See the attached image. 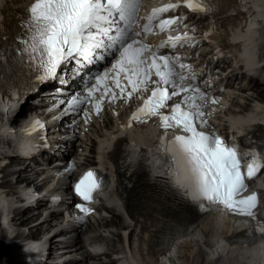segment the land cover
<instances>
[{"label":"snow or ice","instance_id":"6c2138e0","mask_svg":"<svg viewBox=\"0 0 264 264\" xmlns=\"http://www.w3.org/2000/svg\"><path fill=\"white\" fill-rule=\"evenodd\" d=\"M183 3L193 13L207 15L214 11L211 0H183ZM141 6L142 0H34L26 9L20 25L23 34L15 38L11 60L8 50L0 48V74L11 63L28 65L43 82L57 79L61 67L69 63L75 66L78 74L97 60L113 56L112 68L119 69L117 77L123 73L131 87L127 93L129 99L134 93L148 92L149 83L154 85L151 95L143 99V105L133 113L131 121L146 125L156 118L163 130L154 148L141 152L137 145H130L134 155L125 157L130 171L135 170L133 165L136 168L143 166L165 179L170 189L200 207L226 210L232 215L250 218L264 237V192L245 195L249 187L246 180L258 178L264 169V151L249 148L252 155L245 159L240 145L229 144L214 133L200 130L208 127L203 110L205 93L197 87L184 86L186 79L196 78L195 73L190 66L180 62L178 55L160 52L166 47L175 48L181 40L192 37L187 34L169 36L152 52L151 62L145 58V53L152 51L151 46L138 39L141 33L152 34L154 27H159L161 32L170 28L179 17H160L178 8L179 4L154 8L151 15L145 17L141 31L136 32L134 28L140 19ZM184 69H188L191 77L183 74ZM153 74L158 79L152 80ZM107 77V71L89 77L85 86L86 100L100 90L101 82ZM60 83L67 81L60 80ZM115 83L121 87L119 78ZM104 87V95H107V86ZM123 93L121 87V98ZM181 93L184 95L180 103L174 104L170 112L162 111L167 110L169 100ZM112 98L116 99L115 93ZM83 103L85 101L73 94L67 101L65 113L77 111ZM96 107L99 112V102ZM42 128L41 121H35L32 126V130ZM243 164L247 165L246 172L241 170ZM108 186L109 182L102 174L88 170L74 185V192L83 201L91 203ZM76 207L85 213L92 211L85 204Z\"/></svg>","mask_w":264,"mask_h":264},{"label":"bare ground","instance_id":"6f19581e","mask_svg":"<svg viewBox=\"0 0 264 264\" xmlns=\"http://www.w3.org/2000/svg\"><path fill=\"white\" fill-rule=\"evenodd\" d=\"M260 1H264V0H260ZM258 3H259V0H237L236 8L238 10V13L242 17V25L241 26L247 25V27H246L247 33L236 32V34H234L232 37L233 41H236V40L241 39V38H246V37H255L257 34H259V31L257 30V28L264 26L263 23L260 21L261 19L264 18V13L260 12L259 10L264 9V3L263 4H258ZM0 17H1L0 18V32H2L3 30H5L6 28L9 27L10 22H9V16H7L5 13H2V15H0ZM259 18H261V19H259ZM228 24H229V22H228ZM253 29H256V31H252ZM259 63H260V61L256 62V64H259ZM0 97H1V94H0ZM7 108H8L7 102H5L4 100H2L0 98V120L2 122V125L0 126V144H2V143L4 144V145H2V147L0 146V148L3 150L5 148H7L5 146V144L6 143L9 144L8 140L10 138L14 139L16 136V137H18L17 141H21V138L18 134H16L17 133L16 131L10 132L11 130H15L14 127H16L18 125L20 120H19V118L17 119V117L11 115L10 114L11 112H9V110H7ZM256 108L258 111L260 109H263L264 106H262L261 104H258L256 106ZM3 109H5L6 111L5 110L2 111ZM19 116L21 117V115H19ZM106 117H108V120L106 118L107 121L105 122L108 126V128L105 129V132H107L106 133L107 135L97 133V136H95L96 140L99 138H104L105 136L111 135V133L108 134V131H111L113 129V123L114 122L112 121L111 115H107ZM18 159L19 158H17L16 160L18 161ZM13 163H17V162L14 161ZM0 164L3 165L2 162ZM1 165H0V168L2 167ZM13 167L14 166H11V168H13ZM7 168H9V167H7ZM6 177H7V175H6ZM1 178H2V176H1ZM26 197L28 198V196H26ZM15 198H16V195L14 194L13 191L11 192L9 188L6 189L0 185V203L7 205V208L5 209L6 211L4 212V216H5V219L7 221H11V223L9 225H8V222H4V220H3V223H5V227H7L6 230L12 231L13 234H15V229H17V228L18 229L19 228H28L30 226L31 222L35 218L34 215L29 214V213L27 216H25V214L27 213V212H25V214L23 215V219H20L19 213L17 212L18 210L15 207H13V201ZM14 214H16V215H14ZM108 224H110V223L108 222ZM112 224H115L116 227L119 224L121 227H124V221L119 223L118 225L115 222H112ZM212 225H213V223L210 222V223L206 224L205 226H203V228H201V230H200V231H202V233L200 232V235H202V234L204 235L205 232H208V234L210 233V236H208V240H206V244L204 245L205 249L202 248V245L201 246L197 245V243L199 241H196V239L194 238V239H189V240L185 241V243L182 246H180V248H178L176 252L179 254V250L184 249L186 252L185 260H188V261L192 260V264H200L201 257H203L207 254L206 249H208L210 247L212 240L217 236V232L212 230V228H213ZM45 226H47V224H40V225H38V227H32L30 229V231L32 234L38 236L44 232V230H43V232L41 231L42 230L41 228L45 227ZM8 233L10 234V232H8ZM16 233L20 234L21 232H16ZM6 236L7 235L4 232H0V244L1 245H5L4 240H5ZM9 239H11V238L9 237ZM14 248H15L14 245L10 246L9 248H6L7 252H8L7 255L9 257L6 258L4 261L0 260V264H15L17 262V260H18V258L16 259L17 256L12 255L13 253L16 252L14 250ZM3 249H4L3 247H0V255H1ZM202 251H203V254L201 255ZM195 252L198 253L199 255L194 258ZM255 252H256V250L249 251L248 253H243V252L231 253V254H229V256L227 258H228V261H229V259H232V262H230L231 260L229 261L231 264L232 263L233 264H262L255 257V255H254ZM11 256H13L15 258H12ZM173 260H174V256H173ZM177 260H178V258L176 259V257H175V260L173 262H171V263L167 262L166 264H177ZM178 262H179V260H178Z\"/></svg>","mask_w":264,"mask_h":264},{"label":"rangeland","instance_id":"374dc122","mask_svg":"<svg viewBox=\"0 0 264 264\" xmlns=\"http://www.w3.org/2000/svg\"><path fill=\"white\" fill-rule=\"evenodd\" d=\"M263 25H264V23H263ZM260 95H262L261 93H260ZM107 118V120H108V117H106ZM106 119H105V122L107 121ZM113 125H114V123H113ZM106 128H108V126L106 127ZM108 130V129H107ZM103 132V133H102ZM92 133H93V136H94V139H95V136H97V133H99V134H104V133H106L105 132V129H104V127H103V125H102V123L101 122H99V123H97L96 124V126L93 128V130H92ZM2 145H4L3 143L2 144H0V146H2ZM5 145H7V143L5 144ZM2 159H4V158H1V160ZM18 162L16 159L15 160H13L7 167H9V168H7V167H5L6 169H4V171H3V173L5 174L4 175V178H7L8 176H10V175H12V174H16V172L15 171H13V168H11V166H14V164L15 163H13V162ZM3 163V165H1V166H4L5 165V163L4 162H6V161H4V160H2V161H0V163ZM6 175H7V177H6ZM1 176H3V174H0V179H2L1 178ZM14 179V178H13ZM10 187H12V189H14V184H13V182H10ZM10 191H11V189H10ZM12 192V191H11ZM25 214V213H24ZM24 214H20L19 213V218L20 219H23V215ZM14 215H16V214H14ZM28 215V213H26L25 214V216H27ZM118 218L119 217H117V219H114V220H112L111 222H110V224H108V223H106V224H104L103 226H99V228L96 230V234H97V236H99V233H105V235H110V236H112V242H114V244H116V245H118V242H117V240L119 239L118 238V236H117V232H116V228L117 227H119L120 226V224L119 223H121V222H123V220L122 219H119L118 220ZM3 220H4V222H8V225L11 223V221H7L6 219H5V216L3 217ZM34 221V220H33ZM32 221V222H33ZM112 222H115V223H117V227H116V225L115 224H112ZM119 222V223H118ZM107 226V227H106ZM106 227V228H105ZM43 228L44 227H42L41 229V231L43 232ZM17 230V231H16ZM0 232H4L7 236H6V238H5V240H4V244L5 245H1L0 244V247H3L4 249L2 250V253H1V255H0V260L2 261H4L6 258H8L9 256L7 255V249L6 248H9L10 246H12V245H14L15 246V248H17V247H19V244H22V242H20V241H16V242H14L13 241V239L10 237L11 236V233H12V231H10V234L8 233L9 231H7L6 229L4 230V228L2 227V221H1V218H0ZM16 232H20V230L17 228V229H15V233ZM22 232L23 233H26L27 232V229H23L22 230ZM41 232V233H42ZM9 235V236H8ZM208 236H210V233L208 234V233H204V235H202L201 236V238L199 239V242L197 243V245H202V248L203 249H205V244H206V240H208ZM9 237L11 238V239H9ZM8 239V240H7ZM12 240V241H11ZM204 240V241H203ZM7 246V247H6ZM6 247V248H5ZM15 248H14V250H15ZM195 251V250H194ZM204 251V250H203ZM203 251H202V253H201V255L203 254ZM185 254H186V252H185V250L183 249V250H179V254L177 253L176 254V259L178 258V260H179V262H178V260H177V264H192V260L191 261H188V260H185V258H186V256H185ZM13 256H15V253H13L12 254ZM196 255V256H195ZM199 254L198 253H196L195 252V254H194V258L195 257H197ZM13 256H11L12 258H15V257H13ZM18 257H16V259H17ZM182 262H181V261ZM231 260V261H230ZM229 261L230 262H232V259H229ZM230 262H227L228 264H231ZM15 264H20V262H19V260H17V262L15 263ZM233 264V263H232Z\"/></svg>","mask_w":264,"mask_h":264}]
</instances>
